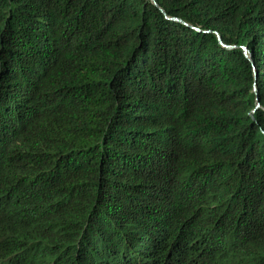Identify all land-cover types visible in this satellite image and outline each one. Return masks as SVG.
<instances>
[{"label": "trees", "instance_id": "16d2710c", "mask_svg": "<svg viewBox=\"0 0 264 264\" xmlns=\"http://www.w3.org/2000/svg\"><path fill=\"white\" fill-rule=\"evenodd\" d=\"M0 264H264V0H0Z\"/></svg>", "mask_w": 264, "mask_h": 264}, {"label": "water", "instance_id": "95a60500", "mask_svg": "<svg viewBox=\"0 0 264 264\" xmlns=\"http://www.w3.org/2000/svg\"><path fill=\"white\" fill-rule=\"evenodd\" d=\"M217 35H218L219 38H221V36L218 33H217ZM245 51L249 55L248 50L246 49Z\"/></svg>", "mask_w": 264, "mask_h": 264}]
</instances>
